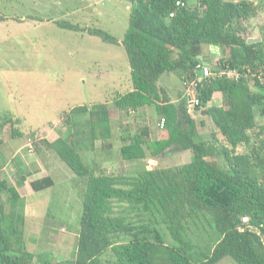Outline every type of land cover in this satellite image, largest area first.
I'll return each mask as SVG.
<instances>
[{"label": "trees", "instance_id": "16d2710c", "mask_svg": "<svg viewBox=\"0 0 264 264\" xmlns=\"http://www.w3.org/2000/svg\"><path fill=\"white\" fill-rule=\"evenodd\" d=\"M178 1L128 0V29L121 45L131 90L116 97L112 107L100 102L71 109L63 118L68 126L75 114L88 116L82 135L71 133L67 139L42 142L74 175V188L82 202L71 264H217L225 258L236 264H264V122H259L264 119V78H258L264 71V29L259 42H247L251 38L247 25L256 17L257 5L180 0L184 4L180 7ZM4 18L0 15V22ZM58 26L117 44L98 29L81 30L68 22ZM212 45L222 52L214 70L237 71L240 76L238 80L208 78L196 85L200 107L195 110L210 121L207 139L200 140L184 91L196 76L195 67L203 65V47ZM163 74H175L184 83L177 104L158 84ZM216 92L221 94V105L207 107ZM146 106H154L166 121L157 140L147 139L146 129L134 135L128 133L127 125L120 130L121 120L130 111ZM115 138L122 143V161H142L146 149L161 158L170 147L189 152L191 160L180 167L143 170L133 178L106 174L94 162L83 160L82 152L93 151L97 141L109 149L106 143ZM240 148L244 150L239 152ZM25 180L22 176L20 187ZM53 186L51 176L30 183L35 193ZM2 194H8L7 202L1 200ZM16 203H22L17 187L0 179V264H62L55 263L49 253L34 255L26 250L24 223L12 212ZM118 205H125L126 214L138 210L152 217L160 215L172 244L164 242L151 221L139 228L126 224V215L114 213ZM243 217L248 218L244 227ZM202 219L211 220L220 238L196 260L189 226ZM122 236L130 239L119 242Z\"/></svg>", "mask_w": 264, "mask_h": 264}, {"label": "rangeland", "instance_id": "374dc122", "mask_svg": "<svg viewBox=\"0 0 264 264\" xmlns=\"http://www.w3.org/2000/svg\"><path fill=\"white\" fill-rule=\"evenodd\" d=\"M246 1L257 5V15L247 25L250 39H261L264 1ZM0 15L6 17L0 22V179L16 186L20 194L22 203H16L12 212L24 223L26 250L34 255L49 253L55 263L71 264L75 259L82 202L74 188L76 178L42 142L67 139L71 133L82 135L87 131L88 116L77 113L68 126L63 118L71 109L100 102L112 107L116 97L131 90L130 70L121 45L128 29L129 3L128 0H0ZM59 22L71 23L81 30H101L117 44L103 43L87 32L64 30L58 26ZM203 49L208 51L206 46ZM218 52L217 58L213 57L217 60L222 57L221 50ZM158 84L172 99L184 90V83L175 74H163ZM219 99L218 92L213 102ZM113 113L118 116L115 110ZM189 113L196 122L198 139H207L208 117L201 112ZM162 118L154 108L146 106L130 111L119 126L122 130L127 125L130 135L147 128L152 140H156ZM107 144L111 148L104 149L97 141L93 151L82 152V158L90 165L94 162L106 174L124 178L136 177L143 170L180 167L191 160L189 152L170 147L161 158L146 149L144 160L122 161L121 142ZM150 160L156 163L151 164ZM35 169L40 170L38 176L50 174L54 186L40 193L31 189L30 182L20 187L21 177ZM1 200L7 202L8 194H2ZM123 207L116 206L114 213L126 215V224L139 228L151 221L164 242L172 244L160 215L155 213L152 217L138 210L126 214ZM189 236L194 245L192 257L196 260L201 253L210 252L220 238L211 220L203 219L190 224ZM129 239L122 236L118 241ZM217 264L236 263L225 258Z\"/></svg>", "mask_w": 264, "mask_h": 264}, {"label": "built area", "instance_id": "2783aa9c", "mask_svg": "<svg viewBox=\"0 0 264 264\" xmlns=\"http://www.w3.org/2000/svg\"><path fill=\"white\" fill-rule=\"evenodd\" d=\"M232 2H239V1H246V0H227ZM177 6L183 7L184 4L179 0L176 4ZM173 14H170L172 16ZM201 71V75H197ZM194 73L196 74L195 78L192 79L190 83H187L185 91H184V98L186 100V107L187 111H193L196 107H200V101L196 96V90L195 87L198 83H201L204 79L213 78V77H221V76H227L231 77L232 79L238 80L240 74L237 71H232L228 69L223 70H215L213 71L209 65H197L194 69ZM259 79L264 78V71L259 73L258 75ZM159 129L163 130L165 129V119L162 118L160 123L158 124ZM248 224V218L243 217L241 219V226L244 227Z\"/></svg>", "mask_w": 264, "mask_h": 264}, {"label": "crops", "instance_id": "0c3cea01", "mask_svg": "<svg viewBox=\"0 0 264 264\" xmlns=\"http://www.w3.org/2000/svg\"><path fill=\"white\" fill-rule=\"evenodd\" d=\"M214 50H216V49H214V48H212V47H209L208 48V51L207 52H205V54L203 55V56H201L200 57V59L202 60V63H203V65H209L210 66V68H212V70H214V63H215V61H218L217 59H215V58H217V56H218V54H219V50L217 49L216 51V54L217 55H214L215 54V51ZM213 57H215V58H213ZM166 92H167V90H166ZM218 92H216V93H214V95H213V97H212V100H211V102L210 103H208V105H207V107H211V106H220L221 105V94H220V99L219 100H217L218 102L216 103V102H213V100H214V97H215V95L217 94ZM168 94V93H167ZM179 96V95H178ZM178 96H176L175 98H171V102L173 103V104H177L178 103ZM182 96H183V94H182ZM183 99V98H182ZM150 107H152V108H154V111L156 112V113H158L157 111H156V108L154 107V106H150ZM193 111H195L196 113L197 112H201L200 110L199 111H197V110H193ZM188 113H189V111H187ZM191 113V112H190ZM189 113V114H190ZM202 114V113H201ZM203 115V114H202ZM193 115H191V117H192ZM204 116V115H203ZM207 117V116H206ZM257 117H260L259 115H257ZM192 119H193V117H192ZM209 119V118H208ZM194 120V119H193ZM194 122H195V120H194ZM196 123V122H195ZM202 124H203V121H202V123L200 122V125L202 126ZM146 129V132L148 133V137H147V139H149L150 141H153L152 140V138H151V132L149 131V129H147V128H145ZM164 130V129H163ZM163 130H161V129H159L158 130V135H157V139L159 138V134H160V132H162ZM116 140V142H120V141H118L117 140V138H115ZM156 139V140H157ZM121 145H122V143H121ZM149 163H151V164H153V163H156V161H154V160H150L149 161ZM38 173V174H37ZM39 174H41L40 173V170H37V169H35V170H33L30 174L28 173V176H24L25 178H26V180H25V182H24V184L25 183H27V182H33V181H35V180H39V179H41V178H44V177H47V176H50V174H46V175H42V176H38ZM28 179V180H27ZM45 191V190H44ZM38 193H40V192H38Z\"/></svg>", "mask_w": 264, "mask_h": 264}, {"label": "water", "instance_id": "95a60500", "mask_svg": "<svg viewBox=\"0 0 264 264\" xmlns=\"http://www.w3.org/2000/svg\"><path fill=\"white\" fill-rule=\"evenodd\" d=\"M259 41H260V39H258V40L248 39L247 40L248 43H255V42H259ZM211 47L214 48V49H216V50L218 49V47L215 46V45H212Z\"/></svg>", "mask_w": 264, "mask_h": 264}]
</instances>
